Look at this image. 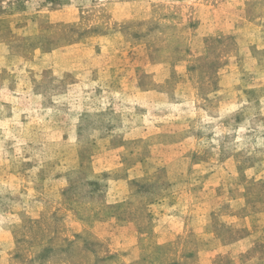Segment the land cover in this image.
Instances as JSON below:
<instances>
[{
    "label": "rangeland",
    "instance_id": "1",
    "mask_svg": "<svg viewBox=\"0 0 264 264\" xmlns=\"http://www.w3.org/2000/svg\"><path fill=\"white\" fill-rule=\"evenodd\" d=\"M0 264H264V0H0Z\"/></svg>",
    "mask_w": 264,
    "mask_h": 264
}]
</instances>
